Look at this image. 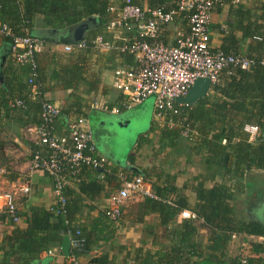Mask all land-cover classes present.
I'll return each instance as SVG.
<instances>
[{"label":"crops","instance_id":"obj_1","mask_svg":"<svg viewBox=\"0 0 264 264\" xmlns=\"http://www.w3.org/2000/svg\"><path fill=\"white\" fill-rule=\"evenodd\" d=\"M86 22L89 27L82 39L98 34L113 47L74 46L66 51L64 44L82 40L74 41L75 26L56 30L45 26L40 16L15 30L43 41L36 55L37 80L40 100L60 107L54 131L67 134L69 123L83 118L91 131L96 153L107 159L104 168L83 167L79 177L83 189L79 187V180H71L64 189L67 218L74 228L71 229H79L91 245L86 254L79 256L80 263L96 264L99 258L98 264H240L245 255L247 264H264V167L251 166L236 173V159L230 149L216 153L197 148L195 142H190L198 139L195 130L189 133L194 134L195 139L189 141L188 135L172 145L162 137V127L168 126L155 120L154 106L151 111L147 109L148 126L138 133L124 159L111 153L100 140H104L107 117L112 116L120 124L127 123L133 110L152 96L126 108L124 95L113 85L115 70L134 64L133 56L120 48L135 36V32L101 28L94 19ZM188 26L186 15L179 14L163 27L160 40L174 44L176 32L187 31ZM209 37L213 50L262 57L264 0H223L212 10ZM28 68L16 62L11 54L10 40L0 35V101L3 94L16 98L25 94L22 86H28ZM228 75L223 72L220 82ZM212 85L206 94L212 93ZM114 108L119 111L114 112ZM36 116L40 117V111ZM22 117L21 112L14 111L12 116L1 120L5 124L1 132L13 149L5 148L4 143L0 152L8 156L18 151L21 157L16 163L8 162L6 167L0 168L1 188L16 193L20 215V220L14 223L0 211V247L14 227L25 226V219L35 207L50 211L56 200L48 174L28 170L31 149L36 146L25 137ZM238 118L243 116L229 115L226 121L237 122ZM256 137L248 134V141ZM225 141L224 136L212 141V147L217 143L225 144ZM120 174L127 178L144 175L157 197L127 199L121 206L120 217L112 220L104 211L109 195L121 185ZM90 181L96 184H89ZM26 185L29 190L24 192L21 187ZM217 192L223 195L220 199L223 208L219 211L215 208L217 197L214 194ZM182 209L196 213L197 217H181ZM250 222L258 223L263 232H247L244 227ZM49 249L53 252L48 253ZM18 257L16 263L20 264L28 255L22 253ZM65 257L60 245L53 244L27 264H64Z\"/></svg>","mask_w":264,"mask_h":264},{"label":"built area","instance_id":"obj_2","mask_svg":"<svg viewBox=\"0 0 264 264\" xmlns=\"http://www.w3.org/2000/svg\"><path fill=\"white\" fill-rule=\"evenodd\" d=\"M222 2L223 0H177L175 7L168 8L165 4L149 7L125 0L122 7L109 8L110 12H115V16L108 22L107 28L135 32V36L120 48L133 56V66L118 68L114 73L113 85L124 95V107L130 108L153 96L155 120L168 127H180L181 134L185 137L191 131L190 125L185 121H176L173 115L179 114L181 108L188 105L179 102L178 98L187 94L197 78H207L211 84H217L223 72L230 75L236 68L249 69L256 64L264 65V55L256 58L211 49V13ZM182 13L188 19V30L177 31L174 44H165L160 40L163 27ZM0 35L10 40L11 54L16 62L29 67L27 79L31 97L40 95L36 55L41 51L43 41L30 34H18L4 21H0ZM87 45L96 49L113 47L111 42L97 35L89 41L82 39L75 44H64L63 48L70 51L74 46ZM8 106L23 108L25 103L23 99L13 97L9 99ZM113 111L118 112L119 109L114 108ZM59 114L60 107L57 104L41 99L40 121L25 125L24 134L36 146L31 149L28 170L44 171L52 179L56 200L50 211L55 215H62L68 226L65 187L71 180H79L83 167L101 169L105 167L107 159L96 153L91 131L83 118L71 121L67 134H57L53 124ZM243 130L250 137L259 133V127L251 123L244 124ZM120 180L121 185L109 195L104 211L112 220L120 217L121 206L127 199L157 197L142 174L131 178L120 174ZM21 190L27 192L29 186L21 187ZM0 211L14 223L20 220L14 191H0ZM180 216L190 219L197 217L196 213L187 209H182ZM67 235L70 239V252L65 257V263L81 264L79 255L73 253L72 249L81 247L84 238L79 229L72 230L70 227ZM52 252V249L48 250V253ZM240 264H247L245 255L241 257Z\"/></svg>","mask_w":264,"mask_h":264},{"label":"trees","instance_id":"obj_3","mask_svg":"<svg viewBox=\"0 0 264 264\" xmlns=\"http://www.w3.org/2000/svg\"><path fill=\"white\" fill-rule=\"evenodd\" d=\"M143 6L144 3L149 7L165 4L168 8L175 7L177 0H131ZM125 0H0V21L6 22L13 31L18 30L19 25L28 24L30 21L40 16L44 25L53 29H63L79 25L86 20H96L98 26L106 28L110 19L115 16V12H110V7L120 8ZM169 6H168V5ZM18 32V31H15ZM98 35V34H97ZM97 35L91 36L94 38ZM90 37V36H89ZM88 37V38H89ZM87 39V41L91 40ZM28 69H26L28 73ZM29 86V87H28ZM23 85L22 91L25 94L19 98L24 100V108H10L8 101L14 95L3 94L0 101V132L4 130L5 124L2 118H9L12 112L19 111L25 125L38 123L37 114L40 111V95L31 97V87ZM212 93L206 94L196 102L184 106L179 114L173 115L175 120L185 121L195 130L194 134L189 135V141L195 142L197 148L201 150H213L216 153L220 150L229 148L236 159L235 172H242L251 166L264 167V65L256 64L249 69L236 68L233 73L225 77V80L212 85ZM34 115V118H31ZM242 115L239 121H226L227 116ZM244 122L254 123L260 133L254 141H248V133L243 130ZM23 123V121H22ZM217 124L220 128L217 129ZM24 125V126H25ZM162 137L167 138L174 145L182 138L181 128L165 127L161 129ZM211 134V139L208 136ZM195 136V135H194ZM225 137V144H216L212 147V141H219ZM237 138V141H234ZM259 140H261L259 142ZM258 142V143H257ZM0 140V149L3 147ZM176 145V144H175ZM214 153L215 155H217ZM4 152H0V157ZM6 158L0 162L1 166H7ZM81 176V175H80ZM79 187L83 189V181L79 179ZM89 184L95 185V181ZM204 196L203 192H200ZM217 197L215 204L216 211L223 208L221 193L214 194ZM259 226V228H258ZM74 229L71 224L66 225L64 218L55 215L51 211L35 207L32 213L25 219V226H16L11 233L5 237L1 245L2 257L0 264H17L18 254L28 255L20 264H27L29 260L37 258L39 253L48 249L51 245H60L68 228ZM244 229L247 232H263L260 225L256 222L248 223ZM62 231V232H60ZM81 237H83L81 235ZM81 247L72 249L77 255L86 254L91 245L89 239L84 237ZM99 263V258L96 259ZM66 264V263H64Z\"/></svg>","mask_w":264,"mask_h":264},{"label":"rangeland","instance_id":"obj_4","mask_svg":"<svg viewBox=\"0 0 264 264\" xmlns=\"http://www.w3.org/2000/svg\"><path fill=\"white\" fill-rule=\"evenodd\" d=\"M154 103V97L147 98L141 105L137 106L132 113L130 120L127 123L120 124L118 121L112 119V116L107 117L106 128L104 140L100 139L103 144L108 147L115 156L124 159L126 153L130 146L134 144V140L138 137V133L148 126V112L147 109L151 111ZM142 107L145 110H142ZM0 139L5 143L4 147L10 149L12 146L11 142H8L7 139L3 136L2 132H0ZM5 138V139H4ZM104 147V146H103ZM13 149V147H11ZM20 153L18 151H14L9 153L8 156L0 157V162L4 161L6 158L10 163L15 162L19 159ZM7 162V163H8ZM16 163V162H15ZM0 182V191H5L1 188Z\"/></svg>","mask_w":264,"mask_h":264},{"label":"water","instance_id":"obj_5","mask_svg":"<svg viewBox=\"0 0 264 264\" xmlns=\"http://www.w3.org/2000/svg\"><path fill=\"white\" fill-rule=\"evenodd\" d=\"M88 27L89 23L84 21L73 28L75 42L83 38L84 32ZM210 86L211 82L209 81V79L197 78L188 90L187 94L183 97L178 98V101L188 105L192 104L198 99L204 97ZM60 249L64 256H67L70 252V239L67 234L64 235L61 240Z\"/></svg>","mask_w":264,"mask_h":264}]
</instances>
